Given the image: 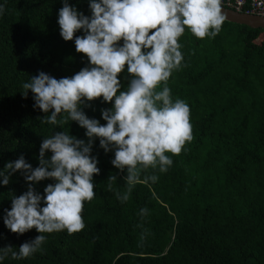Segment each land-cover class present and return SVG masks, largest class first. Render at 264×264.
<instances>
[{
  "label": "trees",
  "instance_id": "trees-1",
  "mask_svg": "<svg viewBox=\"0 0 264 264\" xmlns=\"http://www.w3.org/2000/svg\"><path fill=\"white\" fill-rule=\"evenodd\" d=\"M69 4L90 15L88 0ZM62 7V0H7L0 17V170L21 155L39 166L43 136L62 131L41 124L44 113L33 108L32 93H21L22 83L41 71L60 79L86 66L74 41L60 36ZM179 42L184 61L167 86L173 99L190 106L193 139L179 155L167 153L172 166L166 173L142 172L159 179L136 184L121 203L114 193L126 191V173L113 167V153L105 154L96 140L92 154L101 171L95 198L84 205L85 229L46 233L40 251L26 259L9 255L3 264H264V28L226 20L213 39L186 30ZM91 105L89 118L106 123L101 109L111 105L100 99ZM69 130L87 140L75 122ZM110 175L118 177L113 191ZM49 183L35 188L43 194ZM27 187L19 171L0 185V248L18 251L39 235L34 228L11 233L3 223L11 196Z\"/></svg>",
  "mask_w": 264,
  "mask_h": 264
},
{
  "label": "clouds",
  "instance_id": "clouds-1",
  "mask_svg": "<svg viewBox=\"0 0 264 264\" xmlns=\"http://www.w3.org/2000/svg\"><path fill=\"white\" fill-rule=\"evenodd\" d=\"M6 2L0 3V17ZM62 3L60 36L74 41L86 66L60 79L41 71L22 83V95L27 98L30 91L33 108L44 113L40 123L62 131L43 136L39 166L33 168L21 155L0 170V185L7 186L18 171L28 185L23 194L11 196V208L3 215L5 227L18 235L33 228L39 233L18 251L11 245L0 248V264L9 255L16 260L33 256L46 242V233L66 230L71 235L85 229L84 205L95 198L94 177L101 171L92 154L96 140L105 154L113 153V167L126 173V191L114 193L121 203L136 184L159 179L142 172L168 171L173 160L167 153L179 155L193 139L190 106L173 99L167 86L184 61L179 40L186 30L198 39H213L227 19L223 0H88L90 15L69 0ZM122 73L127 74L126 86ZM97 99L111 105L101 109L104 124L85 112ZM72 122L85 130L86 141L70 133ZM45 180L52 183L41 194L35 186ZM117 180V175L108 177L109 191ZM147 212L141 209L140 215Z\"/></svg>",
  "mask_w": 264,
  "mask_h": 264
},
{
  "label": "water",
  "instance_id": "water-1",
  "mask_svg": "<svg viewBox=\"0 0 264 264\" xmlns=\"http://www.w3.org/2000/svg\"><path fill=\"white\" fill-rule=\"evenodd\" d=\"M222 7L226 13L227 21L247 25L252 28H264V16L239 12L224 5Z\"/></svg>",
  "mask_w": 264,
  "mask_h": 264
},
{
  "label": "built area",
  "instance_id": "built-area-1",
  "mask_svg": "<svg viewBox=\"0 0 264 264\" xmlns=\"http://www.w3.org/2000/svg\"><path fill=\"white\" fill-rule=\"evenodd\" d=\"M223 5L239 12L264 16V0H223Z\"/></svg>",
  "mask_w": 264,
  "mask_h": 264
}]
</instances>
